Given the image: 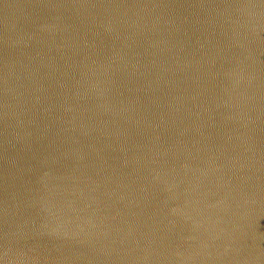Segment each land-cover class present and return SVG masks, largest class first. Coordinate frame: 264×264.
I'll list each match as a JSON object with an SVG mask.
<instances>
[{
    "label": "water",
    "instance_id": "obj_1",
    "mask_svg": "<svg viewBox=\"0 0 264 264\" xmlns=\"http://www.w3.org/2000/svg\"><path fill=\"white\" fill-rule=\"evenodd\" d=\"M0 264H264V0H0Z\"/></svg>",
    "mask_w": 264,
    "mask_h": 264
}]
</instances>
